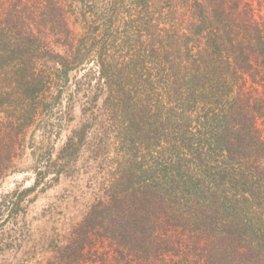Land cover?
<instances>
[{"label":"trees","instance_id":"obj_1","mask_svg":"<svg viewBox=\"0 0 264 264\" xmlns=\"http://www.w3.org/2000/svg\"><path fill=\"white\" fill-rule=\"evenodd\" d=\"M106 2L0 0V178L60 105L49 77L90 61L116 145L112 179L44 264H264V0ZM34 190L0 198V227Z\"/></svg>","mask_w":264,"mask_h":264},{"label":"rangeland","instance_id":"obj_2","mask_svg":"<svg viewBox=\"0 0 264 264\" xmlns=\"http://www.w3.org/2000/svg\"><path fill=\"white\" fill-rule=\"evenodd\" d=\"M98 70L97 63L90 61L70 73L65 84L55 75L49 77L60 105L55 103L52 111L37 120L22 139L14 169L0 178V198H13L35 187L21 202L18 216L0 227V264H44L112 179L108 170L116 145L102 133L106 132V118L101 115L105 94L99 88ZM86 123L91 127L88 144L73 156L61 158L68 137ZM10 209L3 210L0 221L8 220Z\"/></svg>","mask_w":264,"mask_h":264}]
</instances>
